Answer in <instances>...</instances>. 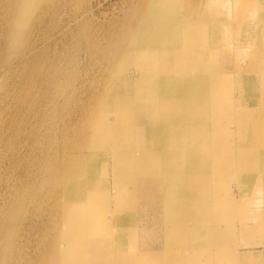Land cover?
<instances>
[{
  "label": "bare ground",
  "instance_id": "1",
  "mask_svg": "<svg viewBox=\"0 0 264 264\" xmlns=\"http://www.w3.org/2000/svg\"><path fill=\"white\" fill-rule=\"evenodd\" d=\"M70 2L0 0V60L13 55L25 72L32 60V32ZM228 11L242 19L240 26L244 22L249 31L264 32V0H139L104 46L88 40L87 52L98 54L104 66L103 82L82 108L79 129H68L53 148L37 145L43 156L34 171L20 161L32 137L22 129H0V165L20 172L9 185L0 181V264H173L177 245L203 231L195 222L205 218L200 216L203 197L194 195L210 186L212 159L216 170L229 171L232 165L230 154L223 159L217 151L218 143H228L227 128L220 129L218 121L227 118L229 102L216 68L220 41L213 20ZM207 14L209 21L200 22ZM243 44L236 43L234 56L245 55L253 71L234 74L232 90L257 73L260 96L253 108L238 114L240 131L263 146L264 50ZM11 59L0 64L7 67ZM19 89L8 95L12 101L15 92H23ZM8 96H0V128L2 114L15 107H8ZM217 99L226 101L223 113L216 112L224 105ZM208 106L214 121L198 125ZM200 128L213 137L205 141L207 149L195 151L194 146H203L196 136ZM257 152L263 157L259 147ZM95 161H101L107 178L88 179ZM113 213L133 217L127 223L109 216ZM226 258L218 248L191 264H224Z\"/></svg>",
  "mask_w": 264,
  "mask_h": 264
},
{
  "label": "rangeland",
  "instance_id": "2",
  "mask_svg": "<svg viewBox=\"0 0 264 264\" xmlns=\"http://www.w3.org/2000/svg\"><path fill=\"white\" fill-rule=\"evenodd\" d=\"M138 1L71 0L55 16L43 18L40 27L36 29L38 34L36 30L32 32L33 37L29 40L33 46L32 60L26 65L25 72L22 66H17L13 55H2L0 62L11 57L12 65L2 67L3 64H0V96H8L14 88L17 91L20 84L24 87L19 91L31 93L30 96L24 97L23 92L18 93L19 95L15 92L13 101L10 95L6 98L8 107H15L13 111H5L2 114L3 122L0 128L26 130V134L32 137L33 143L27 144L22 155L25 157L20 159L23 165H29L30 172L35 170L36 161L43 156L37 145L46 149L53 148L61 144L68 129H79L78 126L83 122L82 108L90 103L93 90L103 82L104 66L99 62L98 54L87 52V41L96 46H104L106 38H113V35L122 29L126 18H130L135 11ZM43 4L36 6L34 14ZM72 7L77 10L71 9ZM224 14L213 18L217 22L216 39L220 41L216 68L221 84L224 83L226 95L222 97H228L226 101L229 102L226 111V101L217 99L224 105L220 103L216 112L223 113L225 110L226 116L228 115L226 119L218 121L220 129L227 128L224 134L228 143H218L217 151L222 153L221 158H227V154H230L232 165L229 171H221L220 167L216 170L212 159V172L207 174L210 186L194 195L200 199L203 197L200 216L205 218L201 220L196 217L195 220L203 231L199 232L198 236H187L184 243L177 245L178 250L172 257L173 264H191L193 260L199 259L204 261L206 253H215L218 248L227 255L224 264H242L240 257L242 260L249 259V264H264V145L257 146L248 141V133L240 131L243 129L240 124L243 119L238 117V114L246 113L245 109L253 108L259 100V74L254 73L255 76L251 72L252 75L244 77L243 85L232 90L234 74L242 73L246 69L253 71L246 66L248 60L245 55L241 58L234 56V51L238 49L236 43L240 41L245 44V41H249L250 45L254 44V48L248 45V49L251 47L250 49L262 51L264 32L260 28L249 31L244 22L240 26L242 19L233 11ZM209 19L207 14L200 22ZM83 32L86 37L81 36ZM134 69L133 67L132 70ZM72 75H75V78L70 80ZM51 77L53 79L46 83ZM103 88L104 86H100V92ZM203 114L206 116L198 125H208L214 121V110L211 106H208ZM197 130V140L201 138L203 146H194L195 151L207 149L205 141L212 139L211 130ZM232 140L233 144L229 143ZM258 147L263 157H257ZM0 151L4 152L1 147ZM240 155L250 158L245 160V157ZM222 168L225 167L222 165ZM87 172L88 179L93 181L107 178L102 175L101 161H95ZM19 173L15 168H7L6 163L0 165V181L7 185L11 184ZM37 202L38 200L36 204L39 205ZM44 206L45 202L40 204V207ZM109 216L125 220L127 223L133 217L130 213H113ZM27 246L30 248L31 242ZM233 255L235 258L238 256V261L234 260Z\"/></svg>",
  "mask_w": 264,
  "mask_h": 264
},
{
  "label": "crops",
  "instance_id": "3",
  "mask_svg": "<svg viewBox=\"0 0 264 264\" xmlns=\"http://www.w3.org/2000/svg\"><path fill=\"white\" fill-rule=\"evenodd\" d=\"M239 260H240L243 264H244V263L249 264V262H248L249 259H243V260H242L241 257H240Z\"/></svg>",
  "mask_w": 264,
  "mask_h": 264
}]
</instances>
